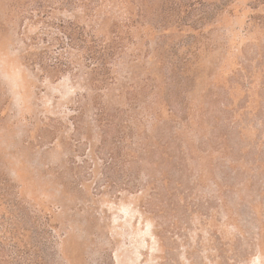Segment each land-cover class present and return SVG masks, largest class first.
Segmentation results:
<instances>
[{
    "label": "rangeland",
    "instance_id": "obj_1",
    "mask_svg": "<svg viewBox=\"0 0 264 264\" xmlns=\"http://www.w3.org/2000/svg\"><path fill=\"white\" fill-rule=\"evenodd\" d=\"M0 264H264V0H0Z\"/></svg>",
    "mask_w": 264,
    "mask_h": 264
}]
</instances>
